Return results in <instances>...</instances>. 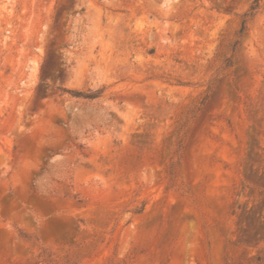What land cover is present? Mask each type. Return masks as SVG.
Wrapping results in <instances>:
<instances>
[{
	"label": "rangeland",
	"instance_id": "374dc122",
	"mask_svg": "<svg viewBox=\"0 0 264 264\" xmlns=\"http://www.w3.org/2000/svg\"><path fill=\"white\" fill-rule=\"evenodd\" d=\"M256 1L0 0V264H264Z\"/></svg>",
	"mask_w": 264,
	"mask_h": 264
},
{
	"label": "trees",
	"instance_id": "16d2710c",
	"mask_svg": "<svg viewBox=\"0 0 264 264\" xmlns=\"http://www.w3.org/2000/svg\"><path fill=\"white\" fill-rule=\"evenodd\" d=\"M256 2H260V0H257ZM255 9H256V6H255V4L252 6V8H251V14L253 13V11H255ZM250 14V15H251ZM246 17H247V15H246ZM246 28H247V21L245 20V21H243V23H242V26H241V33H243L245 30H246ZM76 95H78V97H83V98H85V99H90V100H92V99H95V98H97V93H94V92H90V93H88V94H84V93H78V94H76Z\"/></svg>",
	"mask_w": 264,
	"mask_h": 264
}]
</instances>
